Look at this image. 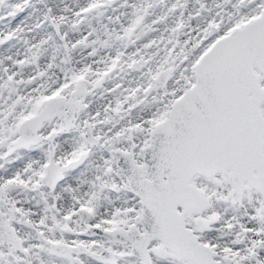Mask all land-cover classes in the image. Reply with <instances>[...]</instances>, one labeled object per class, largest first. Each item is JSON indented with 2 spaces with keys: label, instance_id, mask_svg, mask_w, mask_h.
I'll list each match as a JSON object with an SVG mask.
<instances>
[{
  "label": "snow or ice",
  "instance_id": "snow-or-ice-1",
  "mask_svg": "<svg viewBox=\"0 0 264 264\" xmlns=\"http://www.w3.org/2000/svg\"><path fill=\"white\" fill-rule=\"evenodd\" d=\"M0 264H264V0H0Z\"/></svg>",
  "mask_w": 264,
  "mask_h": 264
}]
</instances>
